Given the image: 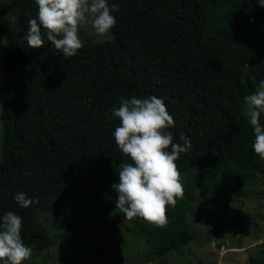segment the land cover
I'll return each mask as SVG.
<instances>
[{
    "label": "trees",
    "instance_id": "16d2710c",
    "mask_svg": "<svg viewBox=\"0 0 264 264\" xmlns=\"http://www.w3.org/2000/svg\"><path fill=\"white\" fill-rule=\"evenodd\" d=\"M108 2L120 5L111 38H87L76 56L65 58L46 38L35 50L23 39L37 16L35 0L0 1V14L13 20L0 24V216H21V236L33 252L61 244L73 264L87 263L98 248L72 244L61 231L93 215L118 219H112L118 208L111 186L120 164L131 163L112 135L119 126L112 109L121 98L164 101L174 142L183 144L181 133L191 142L176 161L190 200L200 179L216 197L241 195L258 176L264 182V160L252 148L254 129L244 114V97L264 81V7L258 0ZM18 193L38 203L21 208ZM62 206L70 214L64 224L37 221L48 207L60 218ZM134 218L148 248L144 262L192 240L179 207H167L162 226ZM249 263L264 264V247Z\"/></svg>",
    "mask_w": 264,
    "mask_h": 264
},
{
    "label": "clouds",
    "instance_id": "9594fccd",
    "mask_svg": "<svg viewBox=\"0 0 264 264\" xmlns=\"http://www.w3.org/2000/svg\"><path fill=\"white\" fill-rule=\"evenodd\" d=\"M36 18L28 21L23 39L31 49L44 46L45 38L65 58L74 57L83 47L78 35L81 25L90 22L98 36H104L115 27L113 13L120 11L119 4L108 0H35ZM264 7V0H258ZM244 114L254 129L252 148L264 160V126L260 123L264 113V81L255 92L244 97ZM119 126L112 133L115 144L131 163L120 164L118 183L111 188L116 194V209L128 220L134 217L162 226L166 222V210L175 206L184 195L181 174L176 161L180 154L191 148L190 140L181 133L179 140L168 129L174 126L164 101L156 96L120 99L118 108L112 109ZM170 149V150H169ZM31 175V173H26ZM16 202L28 208L36 199L18 193ZM22 218L13 211L0 216V264H24L32 256V248L26 246L21 236Z\"/></svg>",
    "mask_w": 264,
    "mask_h": 264
},
{
    "label": "rangeland",
    "instance_id": "374dc122",
    "mask_svg": "<svg viewBox=\"0 0 264 264\" xmlns=\"http://www.w3.org/2000/svg\"><path fill=\"white\" fill-rule=\"evenodd\" d=\"M2 1V0H0ZM12 18L5 12L0 14V24L12 25ZM78 35L82 43L85 39L94 42L106 41L111 33L98 36L90 22L81 25ZM4 42L0 39V98L4 82ZM1 135V125H0ZM184 195L178 198L179 207L192 236L190 243L178 252H172L163 259L144 262L148 254L139 220H128L120 209L107 220L93 215L85 218L72 230L61 231L67 240L84 243L98 248L99 255L92 256L87 263L78 264H250L249 256L264 247V182L261 176L251 181L243 194H226L216 197L199 180L195 185L192 201L187 196L188 181L181 176ZM52 205V204H50ZM171 206V205H170ZM174 207V206H173ZM192 208V210L190 209ZM59 217L53 215L52 208L38 212L37 221L45 224L59 221L64 224L70 218L68 209L61 207ZM54 234L53 232H51ZM24 264H73L65 248L56 244L44 251H32V256Z\"/></svg>",
    "mask_w": 264,
    "mask_h": 264
}]
</instances>
